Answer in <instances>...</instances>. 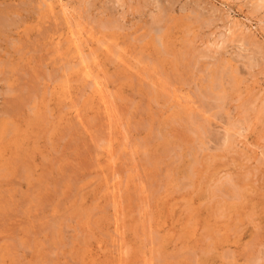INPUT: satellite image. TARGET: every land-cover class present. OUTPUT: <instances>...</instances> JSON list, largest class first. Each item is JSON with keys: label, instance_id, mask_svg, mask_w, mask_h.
<instances>
[{"label": "rangeland", "instance_id": "1", "mask_svg": "<svg viewBox=\"0 0 264 264\" xmlns=\"http://www.w3.org/2000/svg\"><path fill=\"white\" fill-rule=\"evenodd\" d=\"M0 81V264H264V3L0 0Z\"/></svg>", "mask_w": 264, "mask_h": 264}, {"label": "bare ground", "instance_id": "2", "mask_svg": "<svg viewBox=\"0 0 264 264\" xmlns=\"http://www.w3.org/2000/svg\"><path fill=\"white\" fill-rule=\"evenodd\" d=\"M48 1H49V0H48ZM259 2L264 3V0H259ZM85 3H86V2H85ZM43 4H44V3H43ZM259 4H260V3L257 2V3H256V7H257L258 9L263 8V7H262V4H261V5H259ZM62 6H63V5H62ZM159 6H160V5H159ZM256 7H254V8H256ZM160 8H161V7H160ZM257 8H256V9H257ZM256 9H255V10H256ZM253 10H254V9H253ZM203 17H204V16H203ZM205 17H206V16H205ZM208 18H209V17H208ZM3 19H4L5 22H8L7 20H5L6 18H3ZM209 20H210V19H208V21H209ZM210 21H211V20H210ZM198 22H199V21H198ZM226 22H227V21H226ZM234 22H235V21H234ZM153 25H154V24H153ZM211 25H212V24H211ZM236 25H238V24H236ZM243 25H244V24H243ZM238 26H239V25H238ZM240 27H241V26H240ZM240 27H239V28H240ZM240 29H241V28H240ZM118 30H119V29H118ZM155 31H156L157 34H158V33L160 34V32H161L162 30H160V28L157 27V28H155ZM235 31H236V30H235ZM237 31H238V30H237ZM249 32H250V31H249ZM221 35H222V33H221ZM245 35H246V34H245ZM232 37H233V36H232ZM224 38H225V37H224ZM233 38H234V37H233ZM233 38H232V39H233ZM251 38H252V37H251ZM227 39H228V38H227ZM157 40L161 43V38H160L159 36H158V39H157ZM226 41H228V40H225V43H226ZM231 42H232V41H231ZM221 43H223V42H221ZM243 43H244V42H243ZM245 43H246V42H245ZM215 44H217V43L215 42ZM247 44H248V43H247ZM211 45H212V44H211ZM227 45H228V44H227ZM242 45H243V44H242ZM244 45H245V44H244ZM208 46H209V45H208ZM240 46H241V45H240ZM258 46H259V45H258ZM240 48H241V47H240ZM246 48H247V47H246ZM79 49H80V48H79ZM210 49H211V48H210ZM80 50H81V49H80ZM197 51H198V50H197ZM245 52H246V51H245ZM199 55H200V54H199ZM206 55H207V54H206ZM82 56H83V55H82ZM187 57H188V56H187ZM220 58H221V57H220ZM220 58H219V62L221 61ZM245 58H246V57H245ZM231 59H232V58H231ZM82 60H83V59H82ZM83 61H84V60H83ZM232 61H233V60H232ZM250 61H251V64L253 65V61H252V60H250ZM255 61H256V60H255ZM255 61H254V62H255ZM80 62H81V61H80ZM227 62H228V61H227ZM150 63H151V62H150ZM257 63H258V62H257ZM251 64H250V65H251ZM219 65H220V64H219ZM247 65H248V64H247ZM235 67H236V66H235ZM221 68H222V67H221ZM222 69H223V68H222ZM226 70H227V69H226ZM221 71H222V70H221ZM231 71H232V70H231ZM224 73H226V71H224ZM224 73H223V74H224ZM219 74H220V73H219ZM221 74H222V73H221ZM221 74H220V75H221ZM227 74H228V73H227ZM225 75H226V74H225ZM218 76H219V75H218ZM218 76H216V77H218ZM227 76H228V75H227ZM229 76H230V75H229ZM229 76H228V77H229ZM222 77L225 78L224 75H223V76H221V80H222ZM230 78H231V77H230ZM93 79H94V78H93ZM219 79H220V77H219ZM223 80H224V79H223ZM223 80H222L221 82H223ZM235 80H236V79H235ZM0 82H1V81H0ZM92 82H93V81H92ZM221 82H219V83H218V86L215 87V91H213V92L210 93V94H213L214 96H216V97H214V98H216V99H218V100H223V99L226 98V97L224 98V95L222 94L223 92H222V93L219 92V91L222 89V83H221ZM95 83H96V82H95ZM97 84H98V83H97ZM97 84H96V85H97ZM225 84H227V83H225ZM224 86H225V85H224ZM91 87H92V85H91ZM98 88H99V87H98ZM213 88H214V87H213ZM205 89H206V88H205ZM208 89H209V88H208ZM216 90H217V91H216ZM224 90H225V89H224ZM222 91H223V90H222ZM226 93H227V92H226ZM201 94H202V93H201ZM206 94L208 95V93H206ZM172 95H173V94H172ZM208 96L211 97L212 95H208ZM211 98H212V97H211ZM214 100H215V99H213V101H214ZM216 101H217V100H216ZM182 102H183V101H182ZM189 102H190V101H189ZM218 102H219V101H218ZM262 102H263V101H262ZM220 103L222 104V102H220ZM6 105H7V104H6ZM16 105H17V104H15L14 108H16ZM18 105H19V104H18ZM216 107H217V106H216ZM10 108H11V107H10ZM12 108H13V107H12ZM14 108H13V109H14ZM211 109H212V108H211ZM211 109H210V110H211ZM219 110H220V109H219ZM211 111H212V110H211ZM221 111H222V110H221ZM223 111H224V110H223ZM10 114H11V113H10ZM207 115H209V114H207ZM196 117H197V116H196ZM197 118H198V117H197ZM197 118H196V119H197ZM205 118H206V117H205ZM195 121H196V120H195ZM206 121H208L207 118H206ZM2 122H3V121L0 120V123H1L0 127H2L1 129H2L3 131L8 130V128L5 127V125L7 124V122H6V123H4V122L2 123ZM203 122H204V120H203ZM9 123H10V122H9ZM9 123H8V124H9ZM8 124H7V125H8ZM206 124H207V123H206ZM235 125H236V124H235ZM207 127H208V125H207ZM207 127H206V128L204 127L205 129L203 130V131H205L206 134H207V130H208ZM241 127H242V126H241ZM200 128H203L201 124H200ZM237 128H238V127H237ZM239 129H240V128H239ZM201 130H202V129H201ZM226 130H227V129H226ZM226 130H225V132H226ZM208 131H209V130H208ZM188 132H189V131H188ZM194 132H195V131H194ZM194 132H193V133H194ZM227 133H228V134H227L228 136H225V137H227V138L224 137V140H225V141H223V143L230 142L229 140L232 138L233 135H235V134L230 135V134H229V131H227ZM239 133L242 134L241 132H239ZM9 134H10V133H9ZM208 134H209V133H208ZM199 138H200V137H199ZM232 139H233V138H232ZM204 140H205V139H204ZM235 140H236V139H235ZM209 141H210V140H209ZM106 143H107V142H106ZM236 144H237V143H236ZM229 145H231V144H229ZM203 148H204V147H203ZM200 154H201V153H200ZM188 155H189V154H188ZM14 164H15V163H14ZM20 168H21V167H20ZM191 172H192V171H191ZM24 173H26V172L24 171ZM31 180H32V179H31ZM181 189H182V188H181ZM235 199H236V198H235ZM193 260H194V259H193ZM252 263H253V262H252Z\"/></svg>", "mask_w": 264, "mask_h": 264}]
</instances>
